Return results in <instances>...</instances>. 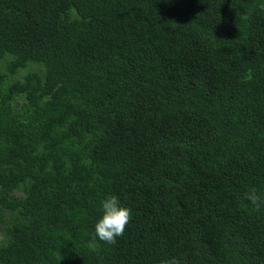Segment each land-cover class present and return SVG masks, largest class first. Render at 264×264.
I'll list each match as a JSON object with an SVG mask.
<instances>
[{"label": "trees", "instance_id": "trees-1", "mask_svg": "<svg viewBox=\"0 0 264 264\" xmlns=\"http://www.w3.org/2000/svg\"><path fill=\"white\" fill-rule=\"evenodd\" d=\"M261 3L0 0V264H264Z\"/></svg>", "mask_w": 264, "mask_h": 264}, {"label": "clouds", "instance_id": "clouds-1", "mask_svg": "<svg viewBox=\"0 0 264 264\" xmlns=\"http://www.w3.org/2000/svg\"><path fill=\"white\" fill-rule=\"evenodd\" d=\"M264 9V3L259 5ZM249 17L245 15L244 20ZM241 203L251 205L254 209L259 210L264 205V192L259 191L256 187H250L238 194ZM102 216L94 225V233L91 236L87 247L94 252H99V242L109 245H115L117 238L123 236L125 229L131 219V210L121 205L119 199L115 196H108L101 201ZM160 264H181L177 257L164 259Z\"/></svg>", "mask_w": 264, "mask_h": 264}]
</instances>
